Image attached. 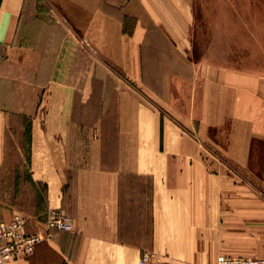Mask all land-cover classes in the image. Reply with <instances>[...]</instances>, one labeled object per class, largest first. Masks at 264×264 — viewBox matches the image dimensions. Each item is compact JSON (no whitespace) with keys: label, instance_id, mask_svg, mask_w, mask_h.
I'll return each mask as SVG.
<instances>
[{"label":"crops","instance_id":"obj_1","mask_svg":"<svg viewBox=\"0 0 264 264\" xmlns=\"http://www.w3.org/2000/svg\"><path fill=\"white\" fill-rule=\"evenodd\" d=\"M117 1L0 0V172L13 166L12 149L25 152L18 142L9 148V136L27 132L29 178L43 189L37 196L17 191L21 206L6 192L0 199V221L21 213L25 231L43 237L29 257L8 264H139L144 250L168 264H203V215H219L220 199L235 198L230 188L221 194L219 180L235 181V167L247 170L262 157L264 74L190 59L189 0ZM123 16L133 19L131 34ZM75 27L84 39L98 37L99 54L131 77L117 81L115 115L103 110L96 117L80 161L71 110L39 116L6 105L12 79L32 89L42 84L30 73L22 77L23 65L38 71L43 55L61 54L60 39L75 38ZM151 38L160 42L146 48ZM18 99L25 101L22 93ZM17 115L29 130L13 127ZM51 115L63 116L59 126L47 125ZM18 180L0 176V183ZM53 208L72 217V231L47 229ZM218 229L219 221L212 224Z\"/></svg>","mask_w":264,"mask_h":264},{"label":"rangeland","instance_id":"obj_2","mask_svg":"<svg viewBox=\"0 0 264 264\" xmlns=\"http://www.w3.org/2000/svg\"><path fill=\"white\" fill-rule=\"evenodd\" d=\"M117 2L118 5L125 3L124 0ZM189 4L193 17L190 59L264 74V0H189ZM49 10L47 6L41 8V17L45 21V29L50 30L52 16ZM53 20L55 23L54 17ZM122 25L126 33H132V17L123 16ZM62 30L63 28H60V32ZM83 35L84 32L75 27V38H72L70 43L60 39L61 54H57L58 50L55 49L50 55H43L42 62L37 63L36 72L34 65L31 67V64H24L22 77L30 73V77H34L42 86L27 88L22 85V79L19 78L20 82L12 79L10 94L13 102L6 103L12 105L13 109L24 107L39 116L45 111L66 113L71 110L74 118L70 127L73 128L75 155H82L78 157L79 161L85 159L83 145L89 142V128L100 121L96 117L103 110H106L109 116L115 115L118 106L115 89L117 81L131 78L109 56L99 54L98 37L84 39ZM154 39L156 38H151L152 45L148 44L146 48L160 42L159 39L154 42ZM64 44L67 47L63 48ZM27 67L31 69L26 70ZM4 93L3 90L1 95ZM20 93L23 94L24 102H19ZM62 117L51 115L47 119V125L51 128L59 126L57 123L63 121ZM11 122L13 127L29 130L28 119L17 115L12 117ZM108 122L113 123L115 119L110 118ZM29 138L27 132L9 136L8 147H13L15 142H18L25 152L22 157L12 149L8 153V161L13 166L8 167V171L4 168L5 170L0 172L2 178L8 177L11 180L14 176H19L20 180L17 182L0 183V199L6 192L8 196L13 197V203L17 206L22 205L20 192H33L36 196L43 192L41 184L37 185L29 178ZM261 156L259 160L255 159V164L247 170L243 167H235V171L233 168H224L230 170L231 176L234 171L235 181L220 179L221 194H226L230 188L235 192V198L220 199L219 215H203V264H214L217 254H264V151H261ZM222 169L223 167L219 169L221 176L224 174ZM205 170L210 173L206 167ZM231 204L235 207L227 211ZM218 221L219 229L212 230V224ZM178 233L180 232H175V235ZM216 236H219L218 242ZM211 252L215 253L211 255Z\"/></svg>","mask_w":264,"mask_h":264},{"label":"built area","instance_id":"obj_3","mask_svg":"<svg viewBox=\"0 0 264 264\" xmlns=\"http://www.w3.org/2000/svg\"><path fill=\"white\" fill-rule=\"evenodd\" d=\"M45 225L48 230L72 231L74 229L72 217L60 208L48 211ZM42 239L39 233H27L24 217L21 213H14L8 221L0 222V264L29 257ZM139 264L168 263L162 261L153 252L144 250ZM214 264H264V257L219 254Z\"/></svg>","mask_w":264,"mask_h":264}]
</instances>
